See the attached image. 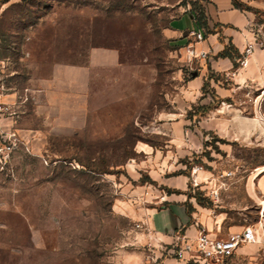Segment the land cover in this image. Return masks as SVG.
<instances>
[{
  "label": "rangeland",
  "instance_id": "1",
  "mask_svg": "<svg viewBox=\"0 0 264 264\" xmlns=\"http://www.w3.org/2000/svg\"><path fill=\"white\" fill-rule=\"evenodd\" d=\"M194 2L0 0V60L36 91L25 124L42 137L16 143L0 163V264H135L151 254L121 191L154 185L134 172L135 147L164 144L153 125L195 67L180 60L166 29ZM196 113L192 106L186 116ZM174 161L182 170L171 175L188 177L198 208L228 212L230 225L258 221L261 202L247 199L245 184L247 176L264 181V145L209 135ZM254 259L264 264V245Z\"/></svg>",
  "mask_w": 264,
  "mask_h": 264
},
{
  "label": "crops",
  "instance_id": "2",
  "mask_svg": "<svg viewBox=\"0 0 264 264\" xmlns=\"http://www.w3.org/2000/svg\"><path fill=\"white\" fill-rule=\"evenodd\" d=\"M198 1L203 8L205 27L196 25L186 7L170 22L166 33L180 47V60L186 61L184 47L188 44L197 54L203 52L206 56L194 60L191 77L170 101V110L159 114L153 125L151 133L162 138L164 144L141 143L135 147L140 160L134 162V172L137 176L145 174L154 185L145 183L133 188L124 185L121 191L128 215L143 223V232L138 237L147 241L151 251L147 258H139L135 264H186L171 254L176 236L192 241L198 229L227 234L246 226L228 224L230 214L224 210L211 217L209 210L198 208L188 193V177L171 174L182 170L174 159L191 155L209 135L246 146L264 145V0ZM234 1L240 6L234 5ZM196 31L203 34L199 42H193L190 35ZM248 46L252 50L245 55ZM93 54L107 64L116 60L113 52L94 51ZM244 58L246 65L241 67ZM0 68L8 75L9 88L1 101L11 104L23 91H27L28 97L13 118L0 120V140L13 134L16 143L21 145L40 141V133L25 124L36 91L27 84L20 87L16 72L8 71L4 61L0 60ZM192 106L208 110L187 117L186 112ZM176 148L180 150L176 152ZM245 194L253 202L264 200V181L255 182L252 176H247ZM260 245H264V240L242 245L232 257H247L249 264H257L254 253Z\"/></svg>",
  "mask_w": 264,
  "mask_h": 264
},
{
  "label": "built area",
  "instance_id": "3",
  "mask_svg": "<svg viewBox=\"0 0 264 264\" xmlns=\"http://www.w3.org/2000/svg\"><path fill=\"white\" fill-rule=\"evenodd\" d=\"M193 37V42H199L203 39L201 31L190 33ZM188 44L184 47L186 54V62L205 58L203 52L196 53L195 49ZM252 50L248 46L244 54L247 55ZM241 67L246 65L245 58L240 62ZM7 77L3 68H0V120L13 118L17 114L19 105L28 101L27 91H23L15 98L13 103H4L1 98L7 95L9 88L7 86ZM14 135H9L7 138L0 140V163H5L9 154L15 147L16 140ZM202 170L201 167L194 168L191 174V181L194 186L197 184L196 172ZM232 174L221 173L219 178L224 179ZM258 221L247 224L241 231L234 233L222 234L220 232L211 233L206 229H198L195 238L190 241L182 236H176L175 243L171 247V254L177 261H184L186 264H221L223 260L231 258L236 249L245 244H258L264 240V214L262 213V203L258 208ZM136 228H142L143 223L139 222L135 225Z\"/></svg>",
  "mask_w": 264,
  "mask_h": 264
},
{
  "label": "trees",
  "instance_id": "4",
  "mask_svg": "<svg viewBox=\"0 0 264 264\" xmlns=\"http://www.w3.org/2000/svg\"><path fill=\"white\" fill-rule=\"evenodd\" d=\"M191 8L189 9V13L191 14V16L194 18V21L196 23V25L201 28V27H205V17H204V12H203V8L201 6V4L199 3L198 0H196V2L191 4ZM234 5H236L237 7H239L240 5L234 1ZM224 56H226V53H223ZM202 89H205V84L203 85ZM206 110H208V108H200L198 107V112L202 111L205 112ZM197 200V198H196ZM199 202V200H197Z\"/></svg>",
  "mask_w": 264,
  "mask_h": 264
},
{
  "label": "bare ground",
  "instance_id": "5",
  "mask_svg": "<svg viewBox=\"0 0 264 264\" xmlns=\"http://www.w3.org/2000/svg\"><path fill=\"white\" fill-rule=\"evenodd\" d=\"M262 171H264V169ZM261 203H262V207H263L264 206V200H262ZM262 213H263V209H262Z\"/></svg>",
  "mask_w": 264,
  "mask_h": 264
}]
</instances>
